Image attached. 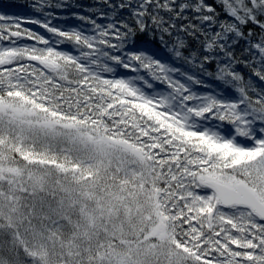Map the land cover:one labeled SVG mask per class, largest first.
Listing matches in <instances>:
<instances>
[{
    "label": "snow or ice",
    "instance_id": "6c2138e0",
    "mask_svg": "<svg viewBox=\"0 0 264 264\" xmlns=\"http://www.w3.org/2000/svg\"><path fill=\"white\" fill-rule=\"evenodd\" d=\"M26 6L0 10V264H264V0Z\"/></svg>",
    "mask_w": 264,
    "mask_h": 264
},
{
    "label": "trees",
    "instance_id": "16d2710c",
    "mask_svg": "<svg viewBox=\"0 0 264 264\" xmlns=\"http://www.w3.org/2000/svg\"><path fill=\"white\" fill-rule=\"evenodd\" d=\"M29 2L30 0H0V10L6 11L10 14L11 13H20L24 15L34 14L32 13L31 9H29L26 6ZM75 2L82 5H91L93 3V0H75ZM20 5H24V6H20ZM84 14H87V12H85ZM65 22L73 25L79 23L78 21L71 19ZM31 27H35V26H31Z\"/></svg>",
    "mask_w": 264,
    "mask_h": 264
}]
</instances>
